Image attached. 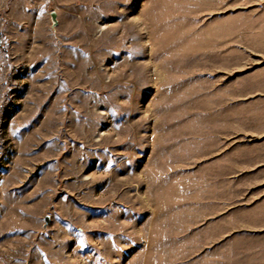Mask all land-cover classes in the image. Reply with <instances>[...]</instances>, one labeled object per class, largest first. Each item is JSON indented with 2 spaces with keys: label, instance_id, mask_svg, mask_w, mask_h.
<instances>
[{
  "label": "rangeland",
  "instance_id": "1",
  "mask_svg": "<svg viewBox=\"0 0 264 264\" xmlns=\"http://www.w3.org/2000/svg\"><path fill=\"white\" fill-rule=\"evenodd\" d=\"M9 86L0 264H264V0H0Z\"/></svg>",
  "mask_w": 264,
  "mask_h": 264
},
{
  "label": "built area",
  "instance_id": "2",
  "mask_svg": "<svg viewBox=\"0 0 264 264\" xmlns=\"http://www.w3.org/2000/svg\"><path fill=\"white\" fill-rule=\"evenodd\" d=\"M14 67H15V69H19V68H20V66H19L18 63L15 64ZM18 71H19V70H14V72H18ZM10 84H16V83H14V82L12 81ZM13 86H14V85H13ZM11 89H12V86H9L8 90L5 91L3 97H2V99H1V101H0V114H1L2 109L5 107V104H6L7 102H9V100H10Z\"/></svg>",
  "mask_w": 264,
  "mask_h": 264
},
{
  "label": "bare ground",
  "instance_id": "3",
  "mask_svg": "<svg viewBox=\"0 0 264 264\" xmlns=\"http://www.w3.org/2000/svg\"><path fill=\"white\" fill-rule=\"evenodd\" d=\"M98 23V22H97ZM99 24V23H98ZM106 26H104V25H99V30L100 29H102V28H105ZM13 95H14V92H13V90L11 89V93H10V100H9V102H7L6 104H5V107L2 109V111H1V114H0V119L6 114V113H8V109H9V107H10V102H11V100H12V97H13ZM12 108V107H11ZM103 112V111H102Z\"/></svg>",
  "mask_w": 264,
  "mask_h": 264
},
{
  "label": "water",
  "instance_id": "4",
  "mask_svg": "<svg viewBox=\"0 0 264 264\" xmlns=\"http://www.w3.org/2000/svg\"><path fill=\"white\" fill-rule=\"evenodd\" d=\"M51 19L53 22V26L57 24V17H56V12L52 11L51 12ZM50 217L49 215H46L44 218V228L47 227L48 223H49Z\"/></svg>",
  "mask_w": 264,
  "mask_h": 264
},
{
  "label": "crops",
  "instance_id": "5",
  "mask_svg": "<svg viewBox=\"0 0 264 264\" xmlns=\"http://www.w3.org/2000/svg\"><path fill=\"white\" fill-rule=\"evenodd\" d=\"M260 250H261V249H260ZM255 252H256V251H255ZM255 252H251V254H252V253H255Z\"/></svg>",
  "mask_w": 264,
  "mask_h": 264
}]
</instances>
